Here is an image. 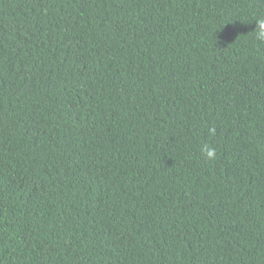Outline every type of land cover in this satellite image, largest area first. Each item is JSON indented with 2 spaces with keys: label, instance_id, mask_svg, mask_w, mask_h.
Returning a JSON list of instances; mask_svg holds the SVG:
<instances>
[{
  "label": "trees",
  "instance_id": "16d2710c",
  "mask_svg": "<svg viewBox=\"0 0 264 264\" xmlns=\"http://www.w3.org/2000/svg\"><path fill=\"white\" fill-rule=\"evenodd\" d=\"M261 16L0 0V264H264Z\"/></svg>",
  "mask_w": 264,
  "mask_h": 264
},
{
  "label": "clouds",
  "instance_id": "9594fccd",
  "mask_svg": "<svg viewBox=\"0 0 264 264\" xmlns=\"http://www.w3.org/2000/svg\"><path fill=\"white\" fill-rule=\"evenodd\" d=\"M256 23V29L254 30V38L256 41L264 44V16L254 19ZM207 155L212 157L214 155L213 149H206Z\"/></svg>",
  "mask_w": 264,
  "mask_h": 264
}]
</instances>
